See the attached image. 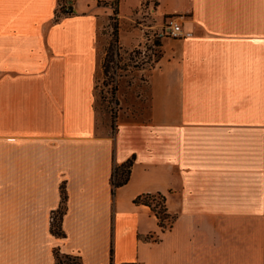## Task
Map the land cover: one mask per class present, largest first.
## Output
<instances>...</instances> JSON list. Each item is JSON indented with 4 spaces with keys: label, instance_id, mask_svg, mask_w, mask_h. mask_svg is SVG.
<instances>
[{
    "label": "crops",
    "instance_id": "crops-1",
    "mask_svg": "<svg viewBox=\"0 0 264 264\" xmlns=\"http://www.w3.org/2000/svg\"><path fill=\"white\" fill-rule=\"evenodd\" d=\"M0 0V264H264V0ZM183 17L148 73L149 113L98 133L99 31ZM132 32L131 46L123 39ZM133 113V112H132ZM134 159L113 190L116 166ZM65 186V237L51 233ZM176 217L163 231L143 194Z\"/></svg>",
    "mask_w": 264,
    "mask_h": 264
},
{
    "label": "rangeland",
    "instance_id": "rangeland-1",
    "mask_svg": "<svg viewBox=\"0 0 264 264\" xmlns=\"http://www.w3.org/2000/svg\"><path fill=\"white\" fill-rule=\"evenodd\" d=\"M64 2L61 0L60 3ZM115 14L108 25L99 31V53L102 59V72L96 77L95 110L97 113V129L99 134H104L106 127L115 126L123 117H146L149 113L148 73L155 67L156 59L162 52V47L155 42L168 37H160L163 26L154 29H144L139 24L153 25L154 16L142 15L137 17L135 25L144 30H139L142 36L140 44L131 52L121 53L120 57L109 62L107 56L109 45L114 41L113 25ZM132 30L125 28L123 39L125 44L131 46ZM138 51V52H137ZM111 56V55H110ZM109 62V73L105 74L104 67ZM133 112V113H132Z\"/></svg>",
    "mask_w": 264,
    "mask_h": 264
},
{
    "label": "trees",
    "instance_id": "trees-1",
    "mask_svg": "<svg viewBox=\"0 0 264 264\" xmlns=\"http://www.w3.org/2000/svg\"><path fill=\"white\" fill-rule=\"evenodd\" d=\"M68 1L70 0H64V2L60 3L61 0H59V11L56 13L55 23L59 22L61 18L72 14L71 5H69ZM118 4H119V0H115V2H113V4L111 5L114 8H116ZM114 14L116 16V11ZM113 19L115 20V24L113 25L114 41L109 45L107 56L110 59L109 62L114 63V60L120 57V46H119L120 24L116 18ZM155 44L156 46L162 47V41L159 39L155 42ZM161 55L162 52L156 59V63L159 61ZM109 62L104 67L105 74L109 73L110 70ZM115 127H116L115 123L113 122L112 124L113 133ZM133 164H134V159H130L125 164L119 167L118 166L115 167L112 177L113 190H116L117 188H120L129 182ZM61 193H62L61 205L60 208L53 214V218L51 221V233L56 237L64 238L66 235L62 228V221L66 212V208H67L66 205L68 199L65 186L61 187ZM134 203L136 205L149 207L153 212V214L157 217L159 221V225L163 231L170 230L173 227L176 217L168 212L166 206V197L164 195L160 193L143 194L137 197ZM54 255H55V264H83L80 258L71 255H61V253L58 250L55 251Z\"/></svg>",
    "mask_w": 264,
    "mask_h": 264
},
{
    "label": "built area",
    "instance_id": "built-area-1",
    "mask_svg": "<svg viewBox=\"0 0 264 264\" xmlns=\"http://www.w3.org/2000/svg\"><path fill=\"white\" fill-rule=\"evenodd\" d=\"M183 17H171L164 26L160 37H168L172 39H185L192 37L193 33L184 30L182 26Z\"/></svg>",
    "mask_w": 264,
    "mask_h": 264
}]
</instances>
